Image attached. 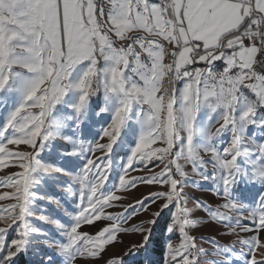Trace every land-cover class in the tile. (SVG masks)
<instances>
[{
  "label": "snow or ice",
  "instance_id": "6c2138e0",
  "mask_svg": "<svg viewBox=\"0 0 264 264\" xmlns=\"http://www.w3.org/2000/svg\"><path fill=\"white\" fill-rule=\"evenodd\" d=\"M8 168L0 264H264V0H0Z\"/></svg>",
  "mask_w": 264,
  "mask_h": 264
},
{
  "label": "rangeland",
  "instance_id": "374dc122",
  "mask_svg": "<svg viewBox=\"0 0 264 264\" xmlns=\"http://www.w3.org/2000/svg\"><path fill=\"white\" fill-rule=\"evenodd\" d=\"M155 163V162H154ZM137 167H140L139 165H137ZM152 167V166H150ZM158 169L153 167V171H156ZM14 171H18V169L15 168H8L6 169L4 172H0V176H5L8 173L14 172ZM150 173H146L143 171H136V172H132L131 175L134 176H142V175H149ZM157 190L154 186H146L143 184H140L137 186L136 189H132L130 190L128 193H126V199H124L123 201H121V203L125 206H127L128 204H132L134 203L136 200L140 199L142 196H146L150 191H155ZM5 191H10V189L7 188H3L0 187V193L5 192ZM187 191L189 192L190 195L202 198L206 201H208L209 203H215V198L214 196L211 194V192L208 191H201L199 189L196 188H188ZM12 203L11 200L5 199L3 201H0V205H4L6 206L7 204ZM111 211L114 212H120L122 211L121 208H114V209H110ZM155 210V205L152 206V211ZM149 213H143L141 216L138 217V219H146L148 217ZM202 215V213H201ZM136 222V221H133ZM251 226V225H249ZM83 231H92V229H90L89 227H85L83 229ZM215 229L212 227H203L200 228L198 231V235L202 234V235H210V234H214ZM124 244L123 245H115L113 246L110 250H109V254L112 253H120L123 251V248L128 245L129 243H134V242H138L139 241V236L138 235H126L122 237ZM227 239V238H226ZM262 239H264V234H262Z\"/></svg>",
  "mask_w": 264,
  "mask_h": 264
}]
</instances>
